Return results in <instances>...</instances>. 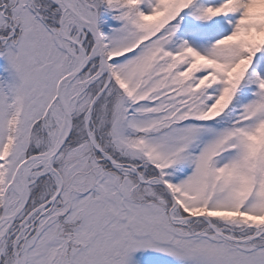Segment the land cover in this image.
Here are the masks:
<instances>
[{
	"label": "snow or ice",
	"instance_id": "snow-or-ice-1",
	"mask_svg": "<svg viewBox=\"0 0 264 264\" xmlns=\"http://www.w3.org/2000/svg\"><path fill=\"white\" fill-rule=\"evenodd\" d=\"M0 264H264V0H0Z\"/></svg>",
	"mask_w": 264,
	"mask_h": 264
}]
</instances>
